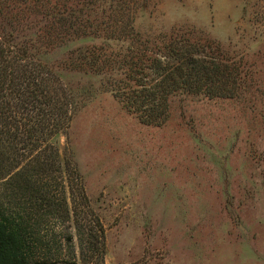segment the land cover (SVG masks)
<instances>
[{"label":"trees","instance_id":"trees-1","mask_svg":"<svg viewBox=\"0 0 264 264\" xmlns=\"http://www.w3.org/2000/svg\"><path fill=\"white\" fill-rule=\"evenodd\" d=\"M157 6L0 0V264H105L103 225L71 218L76 194L87 196L68 140L74 117L98 95L109 93L141 124L162 127L178 100L248 93L243 57L193 27L140 26ZM57 214L74 222L75 233L65 238L57 229L60 244L50 246L41 228Z\"/></svg>","mask_w":264,"mask_h":264},{"label":"rangeland","instance_id":"rangeland-1","mask_svg":"<svg viewBox=\"0 0 264 264\" xmlns=\"http://www.w3.org/2000/svg\"><path fill=\"white\" fill-rule=\"evenodd\" d=\"M156 1L140 26L196 28L243 57L249 91L178 100L162 127L98 95L68 140L87 196L71 218L103 225L105 264H264V0ZM73 223L48 217L44 243L74 235Z\"/></svg>","mask_w":264,"mask_h":264}]
</instances>
